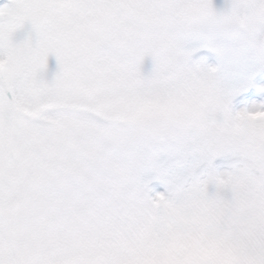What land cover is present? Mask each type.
Masks as SVG:
<instances>
[{"label": "snow or ice", "instance_id": "snow-or-ice-1", "mask_svg": "<svg viewBox=\"0 0 264 264\" xmlns=\"http://www.w3.org/2000/svg\"><path fill=\"white\" fill-rule=\"evenodd\" d=\"M0 264H264V0H0Z\"/></svg>", "mask_w": 264, "mask_h": 264}]
</instances>
